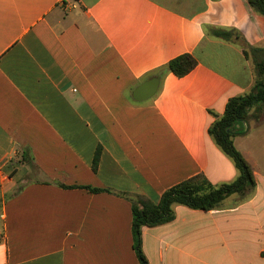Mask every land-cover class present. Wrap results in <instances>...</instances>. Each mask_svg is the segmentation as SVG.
<instances>
[{
    "label": "crops",
    "instance_id": "crops-1",
    "mask_svg": "<svg viewBox=\"0 0 264 264\" xmlns=\"http://www.w3.org/2000/svg\"><path fill=\"white\" fill-rule=\"evenodd\" d=\"M253 49H264V17L248 0H0V264H140L120 194L158 204L198 175L239 177L208 131L254 88ZM184 54L198 62L189 75H159ZM153 78L156 95L137 101ZM261 107L235 146L260 134ZM252 147L236 149L255 190L144 227L149 264H264V148Z\"/></svg>",
    "mask_w": 264,
    "mask_h": 264
},
{
    "label": "trees",
    "instance_id": "trees-1",
    "mask_svg": "<svg viewBox=\"0 0 264 264\" xmlns=\"http://www.w3.org/2000/svg\"><path fill=\"white\" fill-rule=\"evenodd\" d=\"M248 3L256 14L264 17V0H248ZM213 35L227 42L239 41V34L235 30L217 29ZM252 51L263 54L255 61L254 88L247 95L232 98L228 102L223 117L218 119L208 131L216 144L234 161L240 173L239 177L230 184L214 185L206 176L198 175L167 190L158 204L140 195L120 194L132 204L134 249L140 264H149L143 252L142 230L144 227L153 228L172 222L175 219L177 206L212 211L218 209L222 202L232 195L239 194L246 197L255 190L254 170L236 149L233 141L234 136L243 134L238 131L237 127L243 122H248L251 117L250 111L264 105V49H253ZM244 53L248 56L246 50ZM197 66L198 62L192 54H184L172 60L159 75L172 73L178 78H184ZM100 157L101 148L95 155L94 171H97ZM22 162L27 165L31 164L30 158L27 157H24ZM87 189L92 192L103 191L88 187ZM262 256L264 257V253Z\"/></svg>",
    "mask_w": 264,
    "mask_h": 264
},
{
    "label": "water",
    "instance_id": "water-1",
    "mask_svg": "<svg viewBox=\"0 0 264 264\" xmlns=\"http://www.w3.org/2000/svg\"><path fill=\"white\" fill-rule=\"evenodd\" d=\"M160 81V78H153L147 81L136 90L134 95L135 99L137 101H147L153 98L159 90Z\"/></svg>",
    "mask_w": 264,
    "mask_h": 264
},
{
    "label": "rangeland",
    "instance_id": "rangeland-1",
    "mask_svg": "<svg viewBox=\"0 0 264 264\" xmlns=\"http://www.w3.org/2000/svg\"><path fill=\"white\" fill-rule=\"evenodd\" d=\"M257 110H259V109H257ZM257 110H256L255 113H253V114H254V115L258 114V115H259L258 117L261 119L262 116H264V105L261 107V109H260L259 111H257ZM259 121H260V120H259ZM258 130L260 131V134L253 138V137H251V135H252V136H255L257 129H255V128L252 127V131H251L250 134H249V136H250V140H249L248 137H246L245 139H242L243 142L246 143L248 146L253 145L252 148H264V146L260 143L262 137L264 136V127L260 128V129H258ZM236 139H237V137L234 136V137H233V141H234V142L237 141ZM244 143H241V144H240V143L237 142V143H235V144H236L235 147H236V148H242V145H243Z\"/></svg>",
    "mask_w": 264,
    "mask_h": 264
},
{
    "label": "built area",
    "instance_id": "built-area-1",
    "mask_svg": "<svg viewBox=\"0 0 264 264\" xmlns=\"http://www.w3.org/2000/svg\"><path fill=\"white\" fill-rule=\"evenodd\" d=\"M75 2V3H74ZM73 3L69 2L68 0H61V4L65 7V8H72L75 9L77 7V2L78 0H74ZM2 236L0 235V241L2 240L1 238Z\"/></svg>",
    "mask_w": 264,
    "mask_h": 264
}]
</instances>
